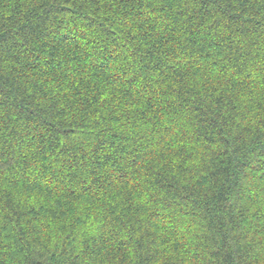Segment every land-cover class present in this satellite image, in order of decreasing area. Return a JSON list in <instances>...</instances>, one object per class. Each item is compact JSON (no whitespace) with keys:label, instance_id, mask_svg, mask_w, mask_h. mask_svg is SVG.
<instances>
[{"label":"trees","instance_id":"trees-1","mask_svg":"<svg viewBox=\"0 0 264 264\" xmlns=\"http://www.w3.org/2000/svg\"><path fill=\"white\" fill-rule=\"evenodd\" d=\"M0 264H264V0H0Z\"/></svg>","mask_w":264,"mask_h":264}]
</instances>
